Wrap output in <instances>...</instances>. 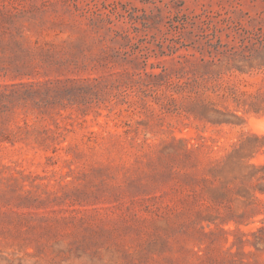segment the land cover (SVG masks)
Returning <instances> with one entry per match:
<instances>
[{
    "label": "rangeland",
    "instance_id": "1",
    "mask_svg": "<svg viewBox=\"0 0 264 264\" xmlns=\"http://www.w3.org/2000/svg\"><path fill=\"white\" fill-rule=\"evenodd\" d=\"M0 264H264V0H0Z\"/></svg>",
    "mask_w": 264,
    "mask_h": 264
}]
</instances>
